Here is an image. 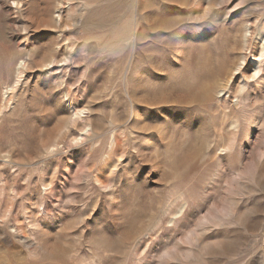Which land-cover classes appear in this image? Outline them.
Returning a JSON list of instances; mask_svg holds the SVG:
<instances>
[{
    "label": "rangeland",
    "instance_id": "374dc122",
    "mask_svg": "<svg viewBox=\"0 0 264 264\" xmlns=\"http://www.w3.org/2000/svg\"><path fill=\"white\" fill-rule=\"evenodd\" d=\"M0 264H264V0H0Z\"/></svg>",
    "mask_w": 264,
    "mask_h": 264
},
{
    "label": "snow or ice",
    "instance_id": "6c2138e0",
    "mask_svg": "<svg viewBox=\"0 0 264 264\" xmlns=\"http://www.w3.org/2000/svg\"><path fill=\"white\" fill-rule=\"evenodd\" d=\"M258 75V74H257Z\"/></svg>",
    "mask_w": 264,
    "mask_h": 264
}]
</instances>
